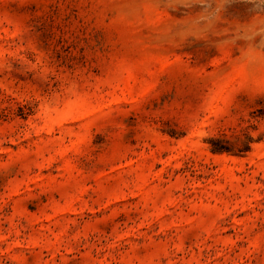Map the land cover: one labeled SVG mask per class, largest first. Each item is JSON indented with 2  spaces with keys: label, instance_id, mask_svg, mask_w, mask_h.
<instances>
[{
  "label": "rangeland",
  "instance_id": "obj_1",
  "mask_svg": "<svg viewBox=\"0 0 264 264\" xmlns=\"http://www.w3.org/2000/svg\"><path fill=\"white\" fill-rule=\"evenodd\" d=\"M0 264H264V0H0Z\"/></svg>",
  "mask_w": 264,
  "mask_h": 264
}]
</instances>
